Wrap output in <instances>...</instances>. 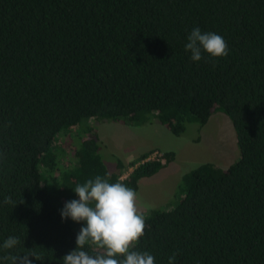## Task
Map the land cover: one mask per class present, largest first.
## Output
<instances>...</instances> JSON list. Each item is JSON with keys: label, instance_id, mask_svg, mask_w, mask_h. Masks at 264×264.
<instances>
[{"label": "trees", "instance_id": "16d2710c", "mask_svg": "<svg viewBox=\"0 0 264 264\" xmlns=\"http://www.w3.org/2000/svg\"><path fill=\"white\" fill-rule=\"evenodd\" d=\"M197 27L221 35L229 55L192 61L185 44ZM214 112L231 121L239 158L200 165L172 208L143 214L134 250L155 264L173 253L174 264H264V0H0V246L22 242L0 257L33 248V264H63L86 226L61 216L78 184L101 176L137 192L174 160L166 151L164 164L141 163L153 149L109 172L84 121L151 119L180 136ZM72 134L63 166L60 140Z\"/></svg>", "mask_w": 264, "mask_h": 264}, {"label": "rangeland", "instance_id": "374dc122", "mask_svg": "<svg viewBox=\"0 0 264 264\" xmlns=\"http://www.w3.org/2000/svg\"><path fill=\"white\" fill-rule=\"evenodd\" d=\"M86 123L95 127L101 145L99 153L109 172L116 171L117 159L127 166L130 161L150 149L160 150L158 152L162 159L152 162L159 161L162 164L165 163L164 152L174 153V160L170 164L150 178L138 182V205L142 214H148L150 210L172 208L179 197L177 188L182 177L200 165L212 163L225 170L239 158L231 121L221 112H214L207 124L201 128L194 123L188 124L180 136H174L167 127L151 119L141 126L112 121L83 122ZM74 131L80 130L76 128ZM80 135L77 139L74 138L75 144H78ZM72 136L74 135L60 140L66 152V157L61 161L63 166L73 161V150L70 146L73 142ZM134 167L135 165L129 167L120 180L125 179Z\"/></svg>", "mask_w": 264, "mask_h": 264}, {"label": "clouds", "instance_id": "9594fccd", "mask_svg": "<svg viewBox=\"0 0 264 264\" xmlns=\"http://www.w3.org/2000/svg\"><path fill=\"white\" fill-rule=\"evenodd\" d=\"M185 51L190 59L200 62L204 53L214 58H226L229 49L221 35L202 32L194 28L187 38ZM160 151V150H159ZM151 152V151H150ZM0 159L3 154L0 153ZM78 200H71L61 211L63 220L71 218L76 223L84 222L77 234V248L63 257V264H155V258L148 252L134 249L145 234V217L138 205L137 192L122 182H109L96 176L74 188ZM5 204H13L11 197H6ZM22 242L19 237L10 236L4 242L3 250L15 249ZM103 250L97 255H90L85 246ZM10 264H33V259L41 257L32 249L23 255L0 257ZM176 254L169 257V264H174Z\"/></svg>", "mask_w": 264, "mask_h": 264}, {"label": "built area", "instance_id": "2783aa9c", "mask_svg": "<svg viewBox=\"0 0 264 264\" xmlns=\"http://www.w3.org/2000/svg\"><path fill=\"white\" fill-rule=\"evenodd\" d=\"M161 159H162L161 153H159L158 150H153L150 153H148V155L146 156V158L143 159L141 161V163L151 162L152 160H161Z\"/></svg>", "mask_w": 264, "mask_h": 264}, {"label": "crops", "instance_id": "0c3cea01", "mask_svg": "<svg viewBox=\"0 0 264 264\" xmlns=\"http://www.w3.org/2000/svg\"><path fill=\"white\" fill-rule=\"evenodd\" d=\"M150 150H153V149H150ZM148 151H149V150H148ZM148 151H146V152H148ZM146 152H145V153H146ZM130 157H131V156H130Z\"/></svg>", "mask_w": 264, "mask_h": 264}]
</instances>
